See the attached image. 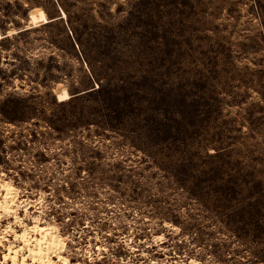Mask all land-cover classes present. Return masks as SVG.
<instances>
[{
    "label": "rangeland",
    "instance_id": "obj_1",
    "mask_svg": "<svg viewBox=\"0 0 264 264\" xmlns=\"http://www.w3.org/2000/svg\"><path fill=\"white\" fill-rule=\"evenodd\" d=\"M9 30L0 260L37 221L70 264H264V0H0Z\"/></svg>",
    "mask_w": 264,
    "mask_h": 264
},
{
    "label": "bare ground",
    "instance_id": "obj_2",
    "mask_svg": "<svg viewBox=\"0 0 264 264\" xmlns=\"http://www.w3.org/2000/svg\"><path fill=\"white\" fill-rule=\"evenodd\" d=\"M40 12L44 13L43 17H41ZM29 17L30 24L28 26H35L38 21H42V23H44L48 20H51L46 16L45 11L41 7L33 8ZM62 17H65V12L63 10L61 18ZM11 32L12 31L9 30L5 35ZM3 35L4 34L0 32V39L3 37ZM56 96L58 100H63L69 96V93L63 88L61 91L56 93ZM5 181L7 180L2 181L0 185H4ZM7 182L9 185H12L9 181ZM4 196L5 189H0V202L3 201ZM15 196L16 193L14 194V198ZM18 218L19 215L16 214L14 220H17ZM8 224L6 226H8ZM17 235H20L21 239H17ZM14 238L17 241L9 240L6 247L2 251L0 264H6L8 262H11V264H42V262L46 261V259L54 252L67 259V257L61 253V249L63 250L65 247L64 238L57 232L56 226L54 225L50 226L39 224L37 221H33L30 224L24 223L23 228L20 231L14 230ZM1 243L2 242L0 239V245ZM5 255L8 257L6 260L3 259ZM13 257H15V259H13ZM25 257H28V259H25ZM58 262L59 261H57V263Z\"/></svg>",
    "mask_w": 264,
    "mask_h": 264
},
{
    "label": "snow or ice",
    "instance_id": "obj_3",
    "mask_svg": "<svg viewBox=\"0 0 264 264\" xmlns=\"http://www.w3.org/2000/svg\"><path fill=\"white\" fill-rule=\"evenodd\" d=\"M40 15L43 17L44 13L40 12ZM9 35H11V33H9ZM0 175H7V173H0ZM0 189H5V196L3 197V201L0 202V220H4L5 218H14L18 211L14 194L18 193L20 189L9 185L7 181H5L4 185H0ZM27 210L28 209L26 207L23 208V211L27 212ZM11 231H13V229L11 223H9L8 226L4 228V232L8 233ZM17 239H21V236L17 235ZM3 259H8L7 255H5ZM13 259H15V257H13ZM25 259H28V257H25ZM57 261H59L60 264H70L69 259L60 256L55 252L52 253V255L46 259V261H43L42 264H57Z\"/></svg>",
    "mask_w": 264,
    "mask_h": 264
},
{
    "label": "water",
    "instance_id": "obj_4",
    "mask_svg": "<svg viewBox=\"0 0 264 264\" xmlns=\"http://www.w3.org/2000/svg\"><path fill=\"white\" fill-rule=\"evenodd\" d=\"M58 9H59V15L58 16H56V17H53V18H50L51 20H53V19H56V18H61V16H62V10H61V8L58 6ZM7 32H4L3 34H6ZM72 37V36H71ZM73 39V38H72ZM75 43V45H76V42H74Z\"/></svg>",
    "mask_w": 264,
    "mask_h": 264
},
{
    "label": "trees",
    "instance_id": "obj_5",
    "mask_svg": "<svg viewBox=\"0 0 264 264\" xmlns=\"http://www.w3.org/2000/svg\"><path fill=\"white\" fill-rule=\"evenodd\" d=\"M48 21H50V20H48ZM48 21H46V22H48ZM45 23V22H44ZM40 24H42V23H40ZM39 25V24H38ZM35 26H37V25H35ZM31 27H33V26H31ZM3 38V37H2Z\"/></svg>",
    "mask_w": 264,
    "mask_h": 264
}]
</instances>
